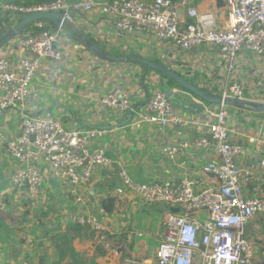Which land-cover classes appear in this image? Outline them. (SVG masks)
<instances>
[{
	"label": "crops",
	"instance_id": "crops-1",
	"mask_svg": "<svg viewBox=\"0 0 264 264\" xmlns=\"http://www.w3.org/2000/svg\"><path fill=\"white\" fill-rule=\"evenodd\" d=\"M191 1L190 6L199 12L214 13L219 27L228 24L227 0ZM11 14L0 9V27L10 25L3 21ZM71 22L108 54L142 58L168 67L211 95L222 96L226 83H239L246 88L249 99L261 101L264 97V58L241 54L235 70L230 71L217 46L184 50L145 33L120 35L110 17L98 9L86 15L73 13ZM46 23L57 29L51 22ZM66 29L77 35L70 24ZM61 40L64 59L42 62L26 98L25 113L59 117L66 128L105 130L91 148L102 147L114 165L110 169L97 166L90 181L80 189L82 200L78 201L68 184L42 163L43 184L33 196L28 187H16L10 179L19 163L9 156L7 143L20 134L23 115L15 108L0 109V264H153L166 233L167 217L175 206L145 202L126 189L120 170L125 168L139 182L180 183L189 179L195 182L196 190L215 183L216 179L202 169L206 163L220 160L212 149L189 147L170 159L165 148L175 140L209 135L208 125L221 105L208 104L202 113L193 115L196 123L186 128L163 127L140 121L135 112L110 109L102 99L118 85L129 90L136 109L147 93L163 90L162 82L180 102L196 96L140 61L102 60L87 47L79 49L82 43L63 31ZM28 55L30 52L16 40L0 50V56L13 62ZM226 111L231 140L245 148L236 162L253 173L245 186L246 194L264 196V114L236 106H226ZM76 214L97 217L102 229L77 223L72 219ZM245 234L253 244V263L264 264V213L255 215L246 225Z\"/></svg>",
	"mask_w": 264,
	"mask_h": 264
},
{
	"label": "built area",
	"instance_id": "built-area-1",
	"mask_svg": "<svg viewBox=\"0 0 264 264\" xmlns=\"http://www.w3.org/2000/svg\"><path fill=\"white\" fill-rule=\"evenodd\" d=\"M227 3L229 18L225 27L218 26L214 13H201L196 7L188 6L186 1L50 0L30 5L5 4L0 9L13 15L61 12L69 21L73 13L86 15L98 9L110 17L120 35L145 33L175 43L184 50L217 46L226 57L227 67L233 71L241 54L264 58V0H227ZM180 8L184 11L182 14ZM61 31L51 29L46 20L35 21L16 38L30 55L16 62L0 56V109L15 108L23 115L20 134L7 143L9 156L19 163L10 176L11 183L20 188L28 187L31 195H37L43 184L40 165L44 163L81 201L80 189L90 181L94 169L97 166L110 169L114 165L102 147L91 148L95 139L102 138L106 131L66 128L59 117H35L25 113V101L42 62L64 59ZM78 48L85 46L79 44ZM228 84L223 87V96L249 99L243 85ZM155 90L147 93L138 109L123 85L109 90L102 102L110 109L135 112L140 121L159 123L163 127L186 128L196 123L193 114L175 107L163 90ZM261 102H264L263 96ZM227 117L226 106L221 105L208 125L209 135L195 140H175L165 148L170 159H175L189 147L212 149L220 156L219 161L203 165V172L212 175L216 182L202 190H196L195 182L189 179L180 183L139 182L125 168L120 170L126 189L145 202L166 203L182 210L167 217L166 233L153 264H254V248L245 234V227L255 215L264 213V196L246 194L245 186L253 173L241 169L236 162L245 148L231 140ZM72 219L96 230L102 229L95 216L76 214ZM125 264L138 263L126 261Z\"/></svg>",
	"mask_w": 264,
	"mask_h": 264
},
{
	"label": "water",
	"instance_id": "water-1",
	"mask_svg": "<svg viewBox=\"0 0 264 264\" xmlns=\"http://www.w3.org/2000/svg\"><path fill=\"white\" fill-rule=\"evenodd\" d=\"M38 20H47L51 22L54 27H57L58 29L62 30L63 32H66L68 35H70L73 39L76 41L82 43L90 49V51L105 61H111V62H126V61H140L147 65L148 68H153L159 72H162L166 76H169L173 80H175L177 83H179L181 86L186 88L187 90L191 91L193 95H195L199 100H197L194 96L190 95L192 97V100L180 102L184 105V109L182 110L189 114H200L204 110H206V107L208 104H219V105H225V106H236V107H242L247 108L252 111L256 112H263L264 113V102L256 101L252 99H245L240 97H232V96H215L207 93L206 91L200 89L197 87L193 82L190 80L182 77L181 74L178 72H175L174 70L169 69L168 67L150 62L146 59L142 58H122V57H116L114 55H110L102 49L99 45L96 43L91 42L87 36H85L83 33H81L74 24L65 17V15L61 12H53V11H37L30 14H18L14 15L12 19H6L3 21V24L10 25L5 26L3 29H0V50L5 47L7 43H9L12 40H16V38L25 32L35 21ZM70 24L73 30L77 35H74L70 30L66 29V25ZM162 89L167 94L168 98H170L173 101L174 92L173 90H169L167 87H165L164 83L162 82ZM176 99V98H175ZM178 100V99H177ZM179 101V100H178ZM166 204V203H163ZM167 205V204H166ZM173 212L180 213L182 210L180 207H171Z\"/></svg>",
	"mask_w": 264,
	"mask_h": 264
},
{
	"label": "rangeland",
	"instance_id": "rangeland-1",
	"mask_svg": "<svg viewBox=\"0 0 264 264\" xmlns=\"http://www.w3.org/2000/svg\"><path fill=\"white\" fill-rule=\"evenodd\" d=\"M23 1V0H22ZM100 2H103V3H108L110 2L111 0H98ZM188 3L187 5L190 6L192 1L191 0H187ZM191 2V3H190ZM11 3H16V4H19L17 3L15 0H0V6L2 5H5V4H11ZM194 3V2H193ZM180 12H181V8H180ZM13 14L9 15V17L7 19H12L13 18ZM3 21V19H2ZM1 29H3L2 27H0ZM178 85V84H177ZM196 98V97H195ZM173 103H174V106L181 109V110H185L184 109V105L182 103H180V101H178L177 99L173 98Z\"/></svg>",
	"mask_w": 264,
	"mask_h": 264
},
{
	"label": "trees",
	"instance_id": "trees-1",
	"mask_svg": "<svg viewBox=\"0 0 264 264\" xmlns=\"http://www.w3.org/2000/svg\"><path fill=\"white\" fill-rule=\"evenodd\" d=\"M17 3L19 4H26V5H30V4H35V3H40V2H44V1H50V0H15ZM173 1H186L187 0H173ZM30 28V27H29Z\"/></svg>",
	"mask_w": 264,
	"mask_h": 264
}]
</instances>
